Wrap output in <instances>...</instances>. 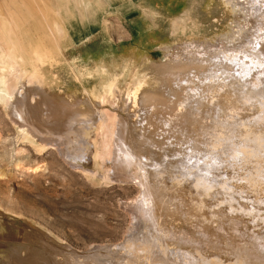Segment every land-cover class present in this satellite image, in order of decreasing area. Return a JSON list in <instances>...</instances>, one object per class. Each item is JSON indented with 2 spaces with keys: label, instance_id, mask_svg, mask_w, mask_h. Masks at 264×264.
<instances>
[{
  "label": "bare ground",
  "instance_id": "1",
  "mask_svg": "<svg viewBox=\"0 0 264 264\" xmlns=\"http://www.w3.org/2000/svg\"><path fill=\"white\" fill-rule=\"evenodd\" d=\"M226 1L227 7L229 5L233 7L232 12L236 19L233 29L236 28L238 32L233 31L230 37L225 35L226 39H222L218 44L222 51L217 44L173 49L177 54L184 53L182 56L173 54V50L168 51L170 55L177 57L173 62L170 60L171 63L161 70L163 87L158 90L159 93L144 92L143 85L122 92L115 86L114 80L107 82L105 80L103 85L105 95L102 98L93 95L94 92L91 93L84 87L83 93L73 92L65 96L59 94L58 99L51 96L46 100L41 97L44 93L46 96L50 94L49 89L45 87L46 73L38 66L35 57L25 52L22 42L17 40L25 34L22 29L19 30V23L23 17L16 10L22 8L25 10L23 13L27 15L35 6L40 13L43 27L54 39L55 44H58V35L61 32L58 18L61 0H55L54 4L49 0H6L4 4L6 13L2 24L5 26H0L2 27L0 39L11 41L13 46L8 48L0 46L1 59L3 69L15 70L19 82L13 89H8L6 79H0V96L6 98L8 107L11 108L12 120L20 130L31 133L47 147H60L62 142H65V134L68 135L72 131L75 135L79 134L78 122L81 120H69L71 117L79 115L86 116L85 119L92 117L90 119L100 125L99 130L109 129L110 123L114 121L113 134L111 132L114 149L112 148L111 154L108 153L109 170H113L114 173L111 175L114 179L136 182L135 184L141 188L142 193L132 202V206L136 211L137 220L147 223L153 230L155 238L164 246L165 249L163 247H160L161 250L158 249L161 251L162 262H165L163 264H264V171L258 170V160L264 152V145L245 137L250 130L239 132L241 127L247 129L258 127L264 133V103L258 99L260 94L264 95V89H261L264 82L261 80V85L257 80L256 83L251 82V79L257 77L259 80L264 76L261 72L262 75L258 76L257 68L255 69L257 76L252 75L251 78L249 74V79L251 78L249 83L253 88L248 85V80L244 81L246 78L242 79L244 75L247 76V72L251 73L249 70L251 67L248 66L251 64H247L249 60L253 63V66L251 65L253 70L256 64L264 70V0ZM69 4L84 8L86 10L83 11L90 14L92 7H96L97 4L111 7L117 2L64 0L63 7ZM50 5L52 9L49 8ZM75 10L78 13L82 12L77 9L73 11ZM65 19L67 21L66 17ZM189 19L194 21L191 16ZM226 34L230 35V32ZM40 49L42 51L43 46ZM212 51L216 53L212 54ZM219 51L226 61L232 59L230 63L234 61L237 63L240 56L247 57L248 61L245 60L242 65L238 63L242 70L240 67L238 69L243 71H240L241 81H244L247 87L233 86L235 77L232 67L223 68L224 65L221 63L223 59L219 60V57H222ZM214 66H217V71L215 68L213 70ZM96 69L97 73H100L101 69L104 74L107 73L103 65H98ZM87 72L88 77L93 74L92 69H88ZM39 92L44 93L39 95ZM108 93H112L117 102L114 106L118 108V114L115 116H112L111 109L105 110L94 104L108 103L106 100ZM30 98L34 103L38 98L42 100L35 105H29ZM129 112L134 114L131 118ZM215 121L225 126L223 131L212 129L215 128L213 126ZM65 125L72 131H66ZM147 125L150 128H147ZM132 135L137 137L136 146L129 141ZM93 139L97 154L98 142L96 138L92 137ZM219 141L225 143V146L227 144L226 150L236 145L232 142H238L240 154H246L247 157L239 158L237 150L232 151L231 155L235 157L234 166L248 174L247 180L241 176V171L238 170L237 174L232 176L231 171L227 172L228 170L224 169L226 166L223 168L227 162L215 154L217 147L215 145ZM222 142L218 147H221ZM161 156L165 157L167 164L157 160ZM199 161L201 164L195 167ZM171 164L181 165L178 171H174L176 165ZM220 165L224 170L219 168ZM177 175L182 180L180 194L165 193L163 187L172 186V181ZM220 177H223V180H220ZM253 182L259 185L258 188H253L256 193L245 192L244 188L248 186L252 188ZM45 243L49 244L47 241ZM147 245L149 244H144V253L151 247L149 245L147 248ZM163 249L171 255H166ZM76 253L72 250L68 253L74 264L76 262L92 264L93 259L86 260L87 255L79 256V253ZM110 261V258L107 259L106 264ZM145 262L156 264L152 261Z\"/></svg>",
  "mask_w": 264,
  "mask_h": 264
},
{
  "label": "rangeland",
  "instance_id": "2",
  "mask_svg": "<svg viewBox=\"0 0 264 264\" xmlns=\"http://www.w3.org/2000/svg\"><path fill=\"white\" fill-rule=\"evenodd\" d=\"M5 1L0 0V26H5L2 24L6 13ZM49 1L54 4L55 0ZM115 1L117 4L111 7L97 4L96 7H92L93 10L89 14L83 11L86 9L77 5L69 4L64 8V0H61L58 15L61 32L58 35V44H55L54 39L43 27L40 13L35 6L28 16L23 13L25 10L22 8L16 10L23 17L19 23V30L22 29L25 34L22 36L23 40L21 36L17 40L22 42L25 52L35 57L38 66L46 73L45 87L49 89L50 94H47L46 98L44 92H39V95L44 93L41 95L43 99H50L51 96L58 99L59 94L65 96L73 92L83 93L84 87L91 93L94 92L93 95L102 98L105 95L103 90L105 80L106 82L114 80L115 86L122 92L143 85L144 92L159 93L158 90L163 87L161 70L170 60L173 62L178 55H184L181 52L176 53L177 47L181 49L192 45L217 44L222 51L218 44L222 39H226L225 35L230 37L234 32H238L235 27L233 29L235 26L233 24L236 23L233 7L230 5L227 7L226 0ZM51 7L50 5L49 8ZM74 9L82 12L78 13L76 10L73 11ZM189 16L194 21L190 20ZM229 32L230 35L226 34ZM0 46L8 48L12 47L13 43L0 39ZM172 50L173 54H177L174 55L175 58L168 53ZM214 52L212 51V54ZM220 56L222 57H219V60L223 59L221 60L223 68L232 67L234 87L251 85L249 80L252 75L259 76L260 72L264 76L262 67L256 64L253 70L252 61H248L245 56H240L237 63L234 61L238 67L233 66L234 62L230 63L231 58L226 61L222 54ZM245 60L248 61L247 64L252 65H248L251 67L249 69L251 73L247 72V76L242 73L244 75L242 77L241 65ZM98 65H103L107 73L104 74L103 69L97 73ZM216 67L214 66L213 70L215 68L217 71ZM88 69L93 71L90 77ZM237 72L238 74H235ZM241 77L246 78L244 81L248 80L249 84L241 81ZM4 78L8 89H13L19 82L15 70L3 69L0 51V79ZM256 78L251 79V82L256 83L257 80L260 85L264 82V77L260 78V81ZM261 86H263L261 89H264V85ZM93 88H97L96 91ZM113 96L112 93H108L106 104L96 103L92 97L91 99L97 107L111 109L110 112L114 114L112 116H115L118 114V108L115 107L117 102ZM258 99L264 103L263 94H260ZM30 100L32 99L28 100L29 105H35L42 99H36L35 103ZM8 108L6 98L0 96V264H74L68 256L71 250L79 253V256L87 255L86 260L93 259L94 264H106L109 258L110 264H146L145 261L165 263L162 262L160 251L162 249L160 247L164 246L155 238L149 225L140 222L135 216L136 211L132 202L140 197L141 188L135 184L136 182L114 179L111 175L114 173L113 170H109L108 159L113 148L112 131L115 125L113 120L109 129L99 130L100 125L91 120L92 117L87 119L81 115L71 117L69 120H81L78 122L79 134L75 135L72 129L65 125L66 131H72L68 135L65 134V142H62L60 147H47L31 133L20 130L12 120L11 108ZM130 112L131 118L134 114ZM213 126L215 128L212 129L218 131H223L225 127L219 125L217 121L213 122ZM239 130V132L250 130L245 137L264 145V133L261 128L241 127ZM92 137L98 142L97 154L95 140H92ZM136 139V135H132L129 141L136 146L138 144ZM220 142L222 141L215 145L217 146L215 154L227 162L223 168L226 166L224 169H227V172L231 171L232 176L239 170L241 176L247 180L248 174L234 166L235 157L231 155L237 150L239 158L247 157L246 154H240L238 142H232L236 145L230 147L231 151L228 147L226 150L227 144L225 146L223 142L221 147H218ZM260 158L258 170L264 171V152ZM157 160L167 164L163 156ZM200 164L199 161L194 165L197 167ZM171 165H176L173 170L178 171L181 164ZM219 168L224 170L222 165ZM179 177L177 175L173 179L172 186L163 187L165 193L180 194L182 180ZM234 179L233 181L236 180ZM220 180H223V177H220ZM254 187L258 188V183L253 182V187H245L244 191L255 194ZM153 239H156V242ZM44 240L56 250L48 246ZM43 243L48 248L44 247ZM144 244L151 245V247L147 245V248L149 246L151 249L148 248L146 253L143 252ZM164 249L166 255H171ZM125 258L128 259L121 260Z\"/></svg>",
  "mask_w": 264,
  "mask_h": 264
}]
</instances>
